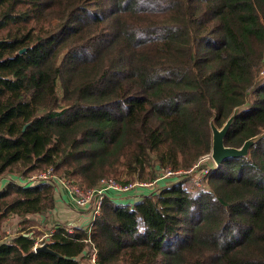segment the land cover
<instances>
[{"label":"trees","instance_id":"obj_1","mask_svg":"<svg viewBox=\"0 0 264 264\" xmlns=\"http://www.w3.org/2000/svg\"><path fill=\"white\" fill-rule=\"evenodd\" d=\"M235 113L225 146L258 141L201 164ZM49 169L161 187L55 224L54 255L31 218L61 189L27 178ZM0 183V226L30 224L0 228V264H264V0H0Z\"/></svg>","mask_w":264,"mask_h":264},{"label":"built area","instance_id":"obj_2","mask_svg":"<svg viewBox=\"0 0 264 264\" xmlns=\"http://www.w3.org/2000/svg\"><path fill=\"white\" fill-rule=\"evenodd\" d=\"M44 174H40L39 176L32 178L31 182H48L53 183L59 189H65L72 197L74 205L81 208H87L91 206V221L89 228L91 229L94 225V221L96 216L100 214V209L103 205L105 200L106 192L109 190H120L126 191L127 189L133 188V185L130 184L128 186H121L117 182L112 179L103 180L101 182V186L96 189H82L79 186L73 185L70 181L59 178L54 173L53 169H49ZM171 174V173H169ZM172 175V174H171ZM197 182V181H196ZM195 182V183H196ZM199 184V181L196 183ZM1 187V183H0ZM69 232H72L73 229L70 227L68 229ZM54 229L51 230L49 233L45 234L44 236L37 239L34 249H37L39 246H42L46 243L49 237L53 234ZM91 264H97V255L94 254L90 259Z\"/></svg>","mask_w":264,"mask_h":264},{"label":"rangeland","instance_id":"obj_3","mask_svg":"<svg viewBox=\"0 0 264 264\" xmlns=\"http://www.w3.org/2000/svg\"><path fill=\"white\" fill-rule=\"evenodd\" d=\"M210 160H212L211 159V156H208V157H206V158H204L202 161H201V164H204V163H207V164H209V162H210ZM170 172H169V170H167L166 171V174H165V177H167V176H170L171 174H169ZM32 174V173H31ZM40 174H44L43 173V171L42 172H33V176H31V177H27L28 179H32V178H35V177H37V176H39ZM20 175V174H19ZM23 177H25V175H22ZM57 176V175H56ZM200 175H199V170L198 171H195L194 172V175L192 176L194 179H193V181L195 180V179H197L198 177H199ZM59 177V176H58ZM159 177H160V172H157L156 173V178L155 179H153V180H151V181H136V182H134L132 185H133V187H144V189H153V188H155V189H158V188H160L161 186H159L157 183H156V181H157V179H159ZM26 178V177H25ZM9 179V178H8ZM197 181H199V180H197ZM193 183V182H192ZM196 184V183H195ZM198 185V184H197ZM138 189H143V188H138ZM128 190H130V189H127L126 191H128ZM125 191V192H126ZM76 208H78L79 210H86V211H91V206H89V207H87L86 209L85 208H81V207H77L76 205H74ZM53 213V212H52ZM46 219H51V215H50V217H45ZM48 220H46V221H43L42 223H41V220H40V218H39V216H35V217H33V218H31V226L33 227L32 229H33V231H40L41 232V236L40 237H42V236H44L45 234H47V233H49V232H47V230H46V225H48L50 222L48 221ZM30 226V224H28L27 226H25L24 224H23V220H22V218H20V217H16V216H12V217H10L7 221H5L4 223H2L1 224V226H0V228H1V231L2 232H6L7 233V235L9 234L10 236H13V235H15L14 233H17L18 231H20L21 229H24L25 227H29ZM55 227V226H54ZM54 227H53V229H54ZM68 229L70 228V227H67ZM28 229V228H27ZM53 229H51V230H53ZM4 232V233H5ZM45 232H47V233H45ZM8 235V236H9ZM88 261H86V260H84L82 263L83 264H88L87 263ZM89 264H91V262H89Z\"/></svg>","mask_w":264,"mask_h":264},{"label":"water","instance_id":"obj_4","mask_svg":"<svg viewBox=\"0 0 264 264\" xmlns=\"http://www.w3.org/2000/svg\"><path fill=\"white\" fill-rule=\"evenodd\" d=\"M236 113L233 114L227 123L224 125L223 128H217L214 123H212V130H213V149L211 153V159L217 165H220L224 162V160L233 157H246L249 154L251 147L255 145L258 141L259 137L251 138L250 140L246 141L241 148H232L225 146V137L227 136L235 118ZM26 128V127H25ZM37 252L44 251L54 255H58L54 251L49 248V244L45 243L42 246H39L36 249Z\"/></svg>","mask_w":264,"mask_h":264},{"label":"crops","instance_id":"obj_5","mask_svg":"<svg viewBox=\"0 0 264 264\" xmlns=\"http://www.w3.org/2000/svg\"><path fill=\"white\" fill-rule=\"evenodd\" d=\"M56 200L55 210L51 214V219L48 220L50 223L46 225L47 232L51 231L57 223L63 224L66 227L86 226L88 224L91 212L76 208L71 195L65 189L59 191ZM39 218L41 223L46 221L44 217Z\"/></svg>","mask_w":264,"mask_h":264}]
</instances>
